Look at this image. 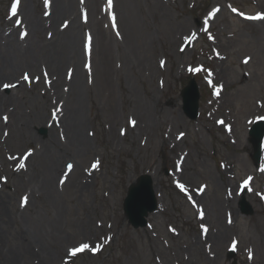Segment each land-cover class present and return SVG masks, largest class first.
Segmentation results:
<instances>
[{
  "label": "rangeland",
  "instance_id": "1",
  "mask_svg": "<svg viewBox=\"0 0 264 264\" xmlns=\"http://www.w3.org/2000/svg\"><path fill=\"white\" fill-rule=\"evenodd\" d=\"M138 1L135 25L126 21L120 0H112L111 8L108 0L98 2L105 27L115 35L111 43L116 66L113 101L108 97L110 90L84 97L85 130L91 139L90 150L82 158L87 187L74 197L68 192L60 199L58 223L66 249L56 264H264V161L253 160L249 135L252 124L264 118V18L249 19L264 17V0ZM14 2L0 0L4 32L24 24L23 6L42 17L51 12L46 0H20L14 16ZM75 2H80L76 11L81 22L91 23L87 0ZM92 35L90 28L81 30L85 54L81 64L90 65L85 44L89 36L92 42ZM19 37L29 41L32 35ZM191 79L200 93L196 118L183 109V89ZM128 86L146 102L138 112L132 113L133 104L127 101ZM12 90L3 89L5 94ZM32 92L24 96L29 101H20L23 107L50 105L49 88L45 96L41 85ZM69 95L74 97L73 92ZM113 105L118 106L119 115L112 114ZM34 130L42 139L48 135L44 125ZM35 147V138L27 140L15 157L26 160ZM97 161L98 167L92 168ZM68 165L64 168L69 171ZM24 170L18 172L0 156L4 184L0 189L5 195L16 192L9 210L20 223H49L56 213L52 199L29 198L22 206L26 197L22 187L31 179L34 165ZM152 170L157 171L161 208L150 213L146 226L134 227L124 201L130 185ZM230 184H241L242 191L231 203L234 213L225 207L229 232L223 242L214 238L218 227L212 206L227 196ZM243 198L251 203L252 214L241 212ZM15 225L12 221L11 226ZM81 244L89 248L71 256L70 250ZM97 245L99 251L94 252Z\"/></svg>",
  "mask_w": 264,
  "mask_h": 264
},
{
  "label": "bare ground",
  "instance_id": "2",
  "mask_svg": "<svg viewBox=\"0 0 264 264\" xmlns=\"http://www.w3.org/2000/svg\"><path fill=\"white\" fill-rule=\"evenodd\" d=\"M46 2L51 11L49 15L43 17L38 14L33 15L23 6L21 11L25 14L24 24L15 27L12 32L0 30V156L1 161L12 162L18 172L26 171L24 169L27 165H34L31 179L25 181L26 185L22 187L26 193L25 196L28 199L41 197L52 199L55 202L56 213L46 224L32 220L28 223H20L15 214L9 210L12 199L15 197V190L5 195L4 190L0 189V264H56L58 262L66 249L65 241L60 237L58 223L62 213L60 199L68 192L73 197L78 195L79 191L83 192L88 181V172L83 167L82 158L84 153L90 150L91 139L86 136L87 119L83 115L84 97L89 98L97 91L102 93L110 90L108 97L113 98L111 87L116 66L113 61L111 43L115 35L112 30L109 32L101 18L103 0H87L91 10V23L88 22V24L81 22L80 14L78 18L76 8H79L80 2L76 3L75 0H46ZM98 2L101 3L98 5ZM120 2L126 21L129 25L131 23L135 25V9L138 10L140 1L120 0ZM65 22H67L66 27ZM86 28H90L93 33L91 49L87 57L91 60L90 67L86 66V62L81 64L85 54L80 45V36L81 30L85 31ZM21 33L27 36L31 34L32 37L29 41L24 40L19 37ZM70 71L71 75H69ZM25 72L29 75V83L22 79V74ZM45 72L47 78H45ZM40 82H43V85ZM4 83L16 85L12 88V93H4ZM37 85H41L44 96L48 88L50 89L49 98H47L50 105L42 106V108L34 107L33 110L23 107L20 101H29L30 98L27 99L24 96L33 94V88ZM127 91L130 93L127 98L131 100L127 101L133 104L132 113L134 110L138 112V109L142 108L146 102L136 95L133 86H128ZM72 92L74 97L70 98L69 94ZM37 105L40 104L37 103ZM52 108L54 111L59 109L55 118L52 115L54 112ZM113 113L119 115L118 106H112ZM4 116L8 117L7 121L3 119ZM150 120L151 118L146 124H150ZM113 121L115 124L117 118ZM37 125L47 127L48 135L45 139L35 132L34 128ZM129 126H131L130 123ZM33 138L36 142L35 149L26 160L19 161L15 157L16 152L23 142ZM8 147L11 148L8 155H5ZM10 157L13 158L10 159ZM263 161L264 146L261 163ZM66 162L73 165L69 171L64 168ZM21 163L24 167H19ZM156 172L152 170L150 174L155 179L153 185L158 193V187H155L158 181ZM63 176L64 183H61ZM0 184L1 187L4 185L2 180ZM65 187L66 189L63 190ZM229 187L227 196L217 200L212 206L218 227L214 238L223 242L229 232V225L226 224L227 208L231 213L235 212V207H231V203L235 204L242 191L241 184H230ZM34 200L37 202V199ZM12 221L14 225H17L12 227ZM83 234L82 231L81 240L85 241L86 234ZM76 247L78 246H74Z\"/></svg>",
  "mask_w": 264,
  "mask_h": 264
},
{
  "label": "water",
  "instance_id": "3",
  "mask_svg": "<svg viewBox=\"0 0 264 264\" xmlns=\"http://www.w3.org/2000/svg\"><path fill=\"white\" fill-rule=\"evenodd\" d=\"M183 109L191 118H196L199 111L200 93L194 79L183 89ZM250 141L253 144V159L260 162L262 144L264 139V120L257 121L250 129ZM152 176L142 174L138 180L131 184L125 198L124 208L129 221L134 227L145 226L147 216L154 212L158 206V198L153 185ZM242 212L252 214V206L244 199L241 202ZM233 255V252H231Z\"/></svg>",
  "mask_w": 264,
  "mask_h": 264
},
{
  "label": "snow or ice",
  "instance_id": "4",
  "mask_svg": "<svg viewBox=\"0 0 264 264\" xmlns=\"http://www.w3.org/2000/svg\"><path fill=\"white\" fill-rule=\"evenodd\" d=\"M19 3H20V0H15V2L12 4V7H11V11H12V14L15 16L16 14H17V8H18V5H19ZM108 7L109 8H111L112 7V0H108ZM233 11H235V9H233ZM261 18H264V17H262V16H260V15H257V16H253V17H249V19H261ZM87 19V17H86V15H85V20ZM112 20H113V27L115 28L116 27V24H115V16L113 15L112 16ZM17 23H20L19 21H17ZM67 26V22H65V27ZM90 45H91V36H89L88 37V43H86L85 44V51H86V53H90ZM249 59L250 58H246L245 59V61H244V63H248L249 62ZM87 67H90V65H86ZM200 69H189V71H199ZM69 75H71V71L69 72ZM45 78H47V73L45 72ZM22 79L23 80H25V81H28L29 80V75L27 74V73H25L24 75H23V77H22ZM39 78L37 77V80H38ZM13 87H16V85L15 84H8V83H4L3 84V89H9V88H13ZM217 94H219V90H217ZM59 111V109H57V110H55L54 112H53V117L55 118L56 117V113ZM3 119L5 120V121H7L8 120V117L7 116H4L3 117ZM130 123L134 126L135 125V121L134 120H131L130 121ZM221 123H222V121H221ZM5 135H7V133H5ZM31 153H27L26 155H25V158H27V156L28 155H30ZM13 157H10V159H12ZM98 165H99V161H97L96 163H94L93 165H92V168H97L98 167ZM19 167H24V164L23 163H21L20 165H19ZM73 166L71 165V164H69L68 165V168L69 169H71ZM249 179H251V178H249ZM61 183H64V181L63 180H61ZM245 184H247V181H245ZM179 187L181 188V190L182 191H186V189H185V186L184 185H179ZM203 189H201V191H202ZM27 200H28V198L27 197H24V199H23V202H22V206H23V204H26L27 203ZM201 216H203V212H201ZM233 247H235V242L233 243ZM89 248V245L88 244H81L79 247H76V248H73V249H71L70 250V255L71 256H76L78 253H81V252H84L85 251V249H88ZM99 248H100V246L99 245H97L96 246V248H94V249H92L94 252L95 251H99ZM250 257H251V252H250Z\"/></svg>",
  "mask_w": 264,
  "mask_h": 264
}]
</instances>
